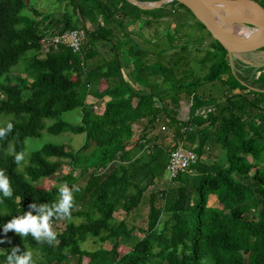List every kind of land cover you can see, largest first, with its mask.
I'll return each mask as SVG.
<instances>
[{
    "label": "trees",
    "instance_id": "obj_1",
    "mask_svg": "<svg viewBox=\"0 0 264 264\" xmlns=\"http://www.w3.org/2000/svg\"><path fill=\"white\" fill-rule=\"evenodd\" d=\"M254 1L264 8V0ZM56 2L69 6L70 11L61 16L44 14L25 0H0V127L12 124L0 138V170L8 175L13 190L12 197L0 199V225L17 215L36 216L41 205L52 209L58 189L44 188L38 182L64 165L77 166L80 179L86 174L102 177L89 192L88 202H82L71 215L81 222L67 223L51 243L9 230L12 247L0 253V264L5 256L28 253L34 264H67L72 256L78 262L84 258L87 264L93 258L96 261L91 264H264V63L253 66L257 63L245 62L244 55L230 61L228 52L191 15L213 40L210 49L214 54L207 61L212 72L205 74V80L181 81L158 98L135 93L121 75L120 57L125 53L115 50L114 40L119 45L127 43L126 36L135 40L139 23L154 28L165 4L144 9L129 0ZM176 6L189 12L180 2ZM72 30L85 36L80 43L83 68L69 47L59 45L45 51L41 45L48 33ZM96 42L112 43L111 48L98 51ZM261 50L264 48L257 51ZM126 51L128 57L134 53L132 47ZM107 52L111 57L105 59L102 55ZM18 65L20 70L14 68ZM131 70L135 72L134 66ZM113 72L116 81L91 94L97 103L93 109V104L85 102L89 86ZM206 83L224 87L222 106L203 91ZM118 93L125 96L103 101ZM172 99H176L175 106L179 101L188 105L187 119L165 104ZM205 107H213V111L205 117L196 113ZM74 109H80L77 124L61 118ZM45 120L52 123L45 125ZM135 124L141 127L144 142L132 145ZM159 125L165 130L160 138L154 134ZM43 130L53 136L83 134L85 141L76 151L66 143H45L15 163L14 155L24 151L25 140L38 138ZM91 145L95 149L89 162L84 152ZM179 145L194 152L197 160L171 186L150 194L144 236L139 240L125 237L122 224L107 228L114 213L130 214L138 207L156 177L163 178L164 156ZM220 151L222 160L217 154ZM110 164L114 167L104 174ZM78 179L70 174L61 177L70 190ZM211 195L219 207L208 205ZM158 196L161 206L155 203ZM163 214L167 217L162 218ZM55 215L50 217L52 222L65 218ZM1 229L0 240L5 242ZM88 238L111 245L84 251L81 244ZM128 238L132 246L118 254Z\"/></svg>",
    "mask_w": 264,
    "mask_h": 264
},
{
    "label": "rangeland",
    "instance_id": "obj_2",
    "mask_svg": "<svg viewBox=\"0 0 264 264\" xmlns=\"http://www.w3.org/2000/svg\"><path fill=\"white\" fill-rule=\"evenodd\" d=\"M181 0H170L165 2V6L162 7L160 13V22L154 24V28L141 25L139 26L140 31L137 34V37L134 39L130 38V36H126L127 43L125 45L116 44L114 40L115 50H121L123 53L128 54L130 52L126 51V47L133 48V54L128 57V55H122L120 57L122 65H126L132 69L134 66L135 72H130L129 75H126L124 72L125 80L127 81V86L134 90L133 92L139 94H152L155 98L159 97V90L165 89L170 90L184 81L185 84L191 82L194 78H198L201 80L206 79V75L208 76L212 70H209V65L207 61H209V56L214 54V52L210 49V43L213 42L209 33L203 29L196 20L191 16L189 12H185L183 9H179L176 6V2ZM25 2L32 6L35 9H38L42 13L46 14L49 12L54 13L57 16H61L64 11H70L69 6L65 7V4L58 3L56 0H25ZM146 3H142L143 6L152 5L155 2L153 0H144ZM159 7V6H158ZM155 11L157 10H148ZM232 19L234 18L233 16ZM233 33L238 34L240 30V26L233 23ZM141 37V38H140ZM110 38V37H109ZM140 38V39H139ZM139 39V40H138ZM84 40V39H82ZM106 43V42H105ZM103 43L96 42L95 49L98 51L108 50L111 48V44L113 43ZM106 47H105V46ZM102 46L103 49L100 47ZM103 53V52H102ZM106 53V52H105ZM103 53V54H105ZM110 52H107L106 55H102L103 58L111 57ZM244 58L247 61L264 63V50L262 51H254L252 53H248L244 55ZM22 66L25 62H19ZM253 64V66H257L259 64ZM133 65V66H132ZM154 66L158 68L160 72L155 75L151 72L150 68H146V66ZM15 69L20 70L21 66L18 65L14 67ZM124 68V67H123ZM126 69V68H124ZM132 71V70H131ZM206 74V75H205ZM156 81V86L153 85V82ZM218 83V82H215ZM215 83H206L203 86V91L207 92L206 95H211L210 98H213L214 104L217 106H222L224 104L223 95L225 92L224 87L220 85L214 88ZM159 84V86H158ZM219 85V84H218ZM144 86V88H141ZM210 100V99H209ZM171 109H175V105L168 101ZM185 105V104H184ZM213 109V107H212ZM184 108H181L178 117L182 119H187V115L184 114ZM213 111V110H211ZM187 113V112H186ZM186 115V116H185ZM80 117V110L74 109L69 111L61 116V118L67 122L72 124H77ZM45 125L51 124V120H45ZM0 124H2V120H0ZM165 133L162 125H159L154 132L157 134L159 138L163 136ZM135 136L134 138H138L140 136V132L135 128ZM153 134V135H154ZM85 137L83 134H71V133H62L57 136L49 135L45 130L41 131L40 136L38 138H27L25 140V148L24 152L25 158L34 151L39 148L41 145L45 143L52 144H61L66 143L71 146L73 151H76L81 147L84 143ZM95 147L90 146L85 152L84 155H87V159L89 162H92V157L94 155ZM96 151V150H95ZM97 153V152H95ZM219 155V159H223V153L220 151L217 153ZM83 156V155H82ZM164 161L167 162V155L164 156ZM111 166L108 170H110ZM19 169H21L19 167ZM107 170V171H108ZM105 171V173L107 172ZM104 173V174H105ZM70 174L74 178H81L80 171L77 166L73 165H64L59 171L56 172L55 175L43 178L38 182V185L49 189L50 187H56L57 189L66 183L61 181V177L64 175ZM101 176L89 177L88 174L84 176L83 179L79 180L77 183H73L72 187L75 186L78 191L73 192V206L69 210V215L65 218L59 219L58 221H53L50 223L51 230L56 233L65 228L67 223L78 224L82 220L80 218L72 217L71 215L78 210V207L81 205L80 202H88V194L91 191L92 187L95 185L96 181H99ZM168 176L166 169L163 171V178L159 176L155 179V184L150 186L147 191L143 194L142 203L136 207L135 211H132L130 214H126V221L133 228L132 237L134 240H138L144 236L146 233L148 212H149V199L151 192L162 191L166 187L171 186V181H168ZM88 180L90 182H88ZM165 182H167L168 186H166ZM75 200V201H74ZM162 200L158 196L155 199V203L157 206L162 205ZM215 205L216 199L214 202ZM209 206H212L211 199L208 202ZM118 213V212H116ZM114 223L119 221V218L124 217V212L119 211L118 214H115ZM167 217V215L163 214L162 218ZM246 218H250V216H246ZM112 221H109L107 224L109 225ZM135 229V232H134ZM1 232L6 235V240L2 246H0V253L6 252L8 249L12 247L10 242H8L10 231L8 230L6 233L1 229ZM132 239L128 238L125 240V245L118 249V254H124L129 246H132ZM111 243L106 241L104 243H100L97 239L88 238L85 242L81 244V249L84 251L92 252L98 249H107ZM96 258L91 259L88 263H94ZM67 264H87L86 260L83 258L78 262L77 256H72L69 258Z\"/></svg>",
    "mask_w": 264,
    "mask_h": 264
},
{
    "label": "water",
    "instance_id": "obj_3",
    "mask_svg": "<svg viewBox=\"0 0 264 264\" xmlns=\"http://www.w3.org/2000/svg\"><path fill=\"white\" fill-rule=\"evenodd\" d=\"M131 3L151 9L170 0H160L152 5L143 6L135 0ZM182 3L189 13L201 23L210 35L229 54L230 61L237 55H245L264 48V8L254 0H184ZM221 9L235 18V24L241 29L254 31L251 37L234 34L221 28L216 14Z\"/></svg>",
    "mask_w": 264,
    "mask_h": 264
},
{
    "label": "clouds",
    "instance_id": "obj_4",
    "mask_svg": "<svg viewBox=\"0 0 264 264\" xmlns=\"http://www.w3.org/2000/svg\"><path fill=\"white\" fill-rule=\"evenodd\" d=\"M12 124L8 123L4 127H0V138L3 137V134L6 133ZM25 152H17L14 155V162L19 163L25 157ZM58 199L52 205V209H49L48 205H41L38 209V215L33 216L31 214L25 213L20 216L12 218L9 222L0 225L3 228V231L6 233L8 230H14L16 234L20 237H24L30 234L36 240H47L51 243L55 239V233L50 228L49 218L53 217L54 212L55 216H64L69 215V210L73 206V192L78 191V189L73 186L70 190L69 187L62 184L58 188ZM13 190L10 186V181L8 175L4 173L3 170H0V199L12 197ZM30 207H35V205H30ZM3 240H0V243H3ZM16 249H13L15 253ZM3 264H34V261L31 257V253L25 254L23 256H5Z\"/></svg>",
    "mask_w": 264,
    "mask_h": 264
},
{
    "label": "built area",
    "instance_id": "obj_5",
    "mask_svg": "<svg viewBox=\"0 0 264 264\" xmlns=\"http://www.w3.org/2000/svg\"><path fill=\"white\" fill-rule=\"evenodd\" d=\"M84 33L72 30L65 31L61 34L48 33L43 36L41 40V45L45 51H48L52 47L56 46H66L69 47L74 55L80 59V66L84 67V62L82 61V56L80 53V43L84 39ZM93 109H96V106H92ZM211 107L202 108L199 112V115L205 117L208 112H211ZM197 160V156L194 152L189 149L184 148L179 145L174 148L167 157L166 172L168 176V181H172L177 177V175L185 170H187L191 165H193ZM51 223V219L49 218Z\"/></svg>",
    "mask_w": 264,
    "mask_h": 264
},
{
    "label": "crops",
    "instance_id": "obj_6",
    "mask_svg": "<svg viewBox=\"0 0 264 264\" xmlns=\"http://www.w3.org/2000/svg\"><path fill=\"white\" fill-rule=\"evenodd\" d=\"M142 3H146V2H144V0H141L140 2H139V4H142ZM154 8H158V7H154ZM145 9V8H144ZM151 9H153V8H151ZM150 22H155V20L154 21H150ZM141 25V23H139L138 25H137V28H139V26ZM101 49H102V46L100 47ZM130 58V57H129ZM131 59V58H130ZM126 68V69H124V68ZM148 68H150V70H151V72L153 73V74H155V75H157L159 72H160V70H161V68L160 69H158V68H155L154 66H150V65H148L147 66ZM159 71V72H158ZM124 72H125V74L126 75H129V73L130 72H132L131 70H129L128 69V66H126V65H122V71H121V75H122V77H123V79L125 80V76H124ZM116 79H117V76H116V74L113 72L112 74H110V75H108V76H105V77H103L102 79H100V80H97V81H95L94 83H92L90 86H89V94L86 96V103L87 104H93L94 106H96V100L93 98V96L91 95L92 93H94V92H99V91H102V90H104L106 87H108L109 85H111V84H113L115 81H116ZM126 81V80H125ZM127 82V81H126ZM153 85L154 86H156V81H154L153 82ZM158 86H159V84H158ZM141 88H144V86H141ZM165 91V89H162V90H159V97H161V93H163ZM125 95L123 94V93H118V94H114V95H110V96H107V97H105L104 99H103V101L105 102V101H117V100H119L120 98L122 99V97H124ZM174 101H176V99H172V100H170V102H172V103H174ZM179 101V100H178ZM135 102H136V100L135 99H133V101H132V103L133 104H135ZM168 102L167 101H165V104H167ZM187 106L188 105H184V103L183 102H180L179 101V104L177 105V106H175V108H176V111L178 110V112L180 111V109L181 108H184L185 110H183L184 111V114H186L187 115V117H188V108H187ZM97 107V106H96ZM80 110V109H79ZM187 112V113H186ZM185 115V116H186ZM135 128L136 129H138V131L140 132V136L136 139V138H134V136H135ZM132 134H133V136H132V139H131V143H132V145H134L137 141H141V139H142V132H141V127L138 125V124H135V125H133L132 126ZM147 137L145 136V139H146ZM141 142H144V140H142ZM91 146H93V145H91ZM93 148H94V146H93ZM130 148V146L129 147H127L126 149H129ZM142 153L140 152V154H138V157H140V155H141ZM219 157V156H218ZM114 164H110L109 165V167H108V169L111 167V166H113ZM108 169H106V171L108 170ZM80 171V170H79ZM109 171V170H108ZM107 171V172H108ZM80 173H81V171H80ZM105 173V172H104ZM93 177H96V176H93ZM82 178V177H81ZM81 180V179H80ZM75 183H77V181L75 182ZM94 188V186L92 187V189ZM91 189V190H92ZM152 193V192H151ZM150 193V194H151ZM210 199H211V203L213 204L212 206H214V207H219V205H218V203H217V205H215L214 204V202H215V196H213V195H211V196H209V198H208V202L210 201ZM82 202H80V204H81ZM141 203H142V200H141ZM81 207V205L78 207V209ZM135 210H137V209H135ZM134 210V211H135ZM119 211H121V210H119ZM119 211H118V213H119ZM118 213H114V215L112 216V218L109 220V221H112L109 225H107L108 227L107 228H110V227H114L115 229L118 227V225H120V224H122V227H120V230L123 232V234L125 235V237H127V236H132V232H133V228L132 227H130L131 225H129V223L126 221V218H127V216H126V214L124 213V217H121V218H119V221L117 222V223H114L113 221H114V219H115V214H118ZM134 232H135V229H134ZM139 240V239H138Z\"/></svg>",
    "mask_w": 264,
    "mask_h": 264
},
{
    "label": "bare ground",
    "instance_id": "obj_7",
    "mask_svg": "<svg viewBox=\"0 0 264 264\" xmlns=\"http://www.w3.org/2000/svg\"><path fill=\"white\" fill-rule=\"evenodd\" d=\"M181 1H184V0H181ZM230 16H232V15H230L229 13H227L221 9H218V12L216 14L218 23L221 26V28L233 33L232 25L235 22V18L232 19V17H230ZM239 31H240L241 36H245V37H251L255 33L252 30L241 29V28Z\"/></svg>",
    "mask_w": 264,
    "mask_h": 264
}]
</instances>
